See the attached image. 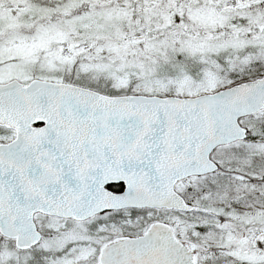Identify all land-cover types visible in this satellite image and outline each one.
<instances>
[{
  "label": "snow or ice",
  "instance_id": "6c2138e0",
  "mask_svg": "<svg viewBox=\"0 0 264 264\" xmlns=\"http://www.w3.org/2000/svg\"><path fill=\"white\" fill-rule=\"evenodd\" d=\"M0 264H264V0H0Z\"/></svg>",
  "mask_w": 264,
  "mask_h": 264
}]
</instances>
